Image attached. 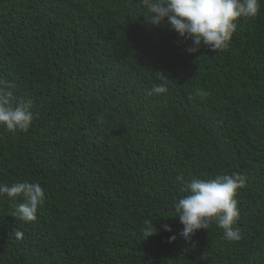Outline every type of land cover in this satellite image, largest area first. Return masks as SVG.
<instances>
[{
    "label": "trees",
    "instance_id": "16d2710c",
    "mask_svg": "<svg viewBox=\"0 0 264 264\" xmlns=\"http://www.w3.org/2000/svg\"><path fill=\"white\" fill-rule=\"evenodd\" d=\"M146 14L140 0H0V79L34 113L26 133L0 127V184L46 193L33 222L0 197V264H264V3L215 53ZM161 75L168 92L149 95ZM232 172L242 239L215 224L184 238L179 178Z\"/></svg>",
    "mask_w": 264,
    "mask_h": 264
},
{
    "label": "clouds",
    "instance_id": "9594fccd",
    "mask_svg": "<svg viewBox=\"0 0 264 264\" xmlns=\"http://www.w3.org/2000/svg\"><path fill=\"white\" fill-rule=\"evenodd\" d=\"M147 14L145 20L156 27H166L182 41H191V54L201 48L212 52L227 50L240 18L254 19L264 0H140ZM151 88L149 95L162 96L168 92L167 78ZM34 120L32 101L15 94V85L0 79V127L9 132H28ZM182 181L186 193L177 203L175 212L183 225L181 235L189 238L199 230L207 231L215 224L222 229L223 238L238 242L242 239L237 221L240 216L238 190L246 186V177L238 172L219 174L212 179L193 178ZM6 196L15 205L14 217L23 222L37 220L46 193L38 182L0 184V197ZM165 231L171 229L164 225ZM155 224L146 222L142 229L144 239L157 233ZM17 238L23 233L17 231ZM175 236L169 237V243Z\"/></svg>",
    "mask_w": 264,
    "mask_h": 264
}]
</instances>
